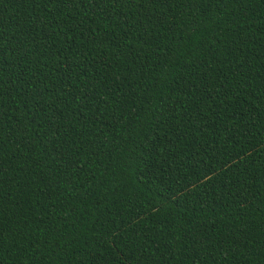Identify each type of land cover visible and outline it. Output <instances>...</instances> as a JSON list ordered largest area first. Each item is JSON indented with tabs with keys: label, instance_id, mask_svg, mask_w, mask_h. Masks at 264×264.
Masks as SVG:
<instances>
[{
	"label": "trees",
	"instance_id": "trees-1",
	"mask_svg": "<svg viewBox=\"0 0 264 264\" xmlns=\"http://www.w3.org/2000/svg\"><path fill=\"white\" fill-rule=\"evenodd\" d=\"M0 264H264V0H0Z\"/></svg>",
	"mask_w": 264,
	"mask_h": 264
}]
</instances>
